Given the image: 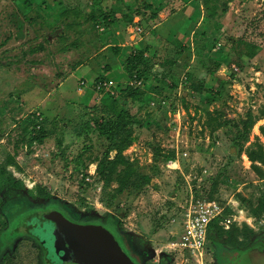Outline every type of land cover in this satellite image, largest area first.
I'll list each match as a JSON object with an SVG mask.
<instances>
[{
	"label": "rangeland",
	"instance_id": "1",
	"mask_svg": "<svg viewBox=\"0 0 264 264\" xmlns=\"http://www.w3.org/2000/svg\"><path fill=\"white\" fill-rule=\"evenodd\" d=\"M138 2L0 0V264H45L34 238L3 237L25 213L48 209L97 231L134 264H160L154 250L173 240L178 226L170 216L191 196L217 198L237 220L214 231L221 252L214 264L255 238L264 241V0H191L203 17L176 20L170 40H182L171 41L170 51L169 38L159 37L157 56L145 55L150 68L131 71L127 58L146 52L153 32L170 25H138ZM169 3V10L182 4ZM74 9L89 19L65 13ZM72 21L80 25L71 28ZM134 72H145L141 102L122 104L135 92ZM104 78L110 86L100 91ZM108 90L142 122L123 152L128 162L114 168L116 140L95 127ZM31 116L47 130L43 143L21 140L33 136L32 124L25 131ZM107 231L122 239L124 252Z\"/></svg>",
	"mask_w": 264,
	"mask_h": 264
},
{
	"label": "trees",
	"instance_id": "2",
	"mask_svg": "<svg viewBox=\"0 0 264 264\" xmlns=\"http://www.w3.org/2000/svg\"><path fill=\"white\" fill-rule=\"evenodd\" d=\"M206 1V4L209 5V2ZM215 1H219V0H215ZM210 7V6H208ZM212 7V6H211ZM217 7H214V9ZM213 9V8H212ZM116 10H114L113 8L110 10V14L109 16L113 15L115 16V14H117L115 12ZM223 12L226 13L227 9H223ZM66 14L69 13H73V14H77L78 16H83L86 17L85 14H83L80 10H71V11H67L65 12ZM216 11L214 10L209 16L213 17L215 16ZM90 17V16H89ZM91 18V17H90ZM130 19V17H127ZM89 18L86 17L85 20H88ZM132 21V18L129 20ZM128 21V22H129ZM98 22V20H97ZM69 24H67L69 27H73L75 24L76 25H80L79 22L75 23L74 21L72 22H68ZM111 22L108 23V25L110 26ZM149 46L146 47L145 51L149 50ZM64 50L68 49V48H62ZM145 52L142 50L136 51L135 53L131 54L128 58H127V67H131V71L136 70V68L139 66H144V67H148L150 68L149 65H151L149 62H147V58H145ZM150 57V56H149ZM152 57V56H151ZM109 68V67H108ZM163 69H165L164 67H162ZM145 72H134L132 73V75L130 76L131 80H141L143 79L142 75H144ZM104 80H106L104 78ZM97 86V85H96ZM129 88V87H128ZM130 88H133L135 90V92L133 94H129L127 97H124L123 102H121L122 104H126L127 105V99H131L135 102H141V94H143V92H139V89H141L140 85L135 84H131ZM125 92V91H124ZM122 92V93H124ZM108 97L105 100V103L103 104V112H104V116L102 117L101 121H97L95 124V127L97 128V130L101 133L102 136H106V137H110L116 140V143L113 145V149L116 150V156L113 160H110L109 164L110 166H112L113 168L116 167L118 164H123L128 162L126 156H124L123 152L129 148L135 141L136 139V135H137V131L136 128L137 127H141L142 126V122L140 120H136L135 115L132 113L131 109L129 108V106H127L126 108L124 107H119L117 105L118 100L115 98V94L111 93V92H107ZM140 94V95H139ZM29 126L27 128H25V131H27V129L30 127V124L33 125V136L29 139H26V135L22 136L21 140L25 141L27 144L32 145L34 142H38V143H43L44 139L48 137L47 134V130H45V128H43L41 126V121H39V116H31V119H29ZM253 124V119H251V123ZM39 127V128H38ZM250 159L255 161L258 160L257 157H254L251 152H250ZM252 155V156H251ZM261 160H263V158H261ZM20 188L24 187L23 182H18L17 183ZM37 192V188L29 190L28 193H30V195H32L33 197L36 196V192ZM40 194L41 196H49V192H44L40 190ZM54 212H56L57 214H60L64 217H66V215H64L63 213H61L60 211H58V209H51ZM258 210L259 211H264V202H262L259 206H258ZM77 224V223H76ZM17 222H15V224H13V227H11L8 231V234L3 237V242L7 243L9 240H11V238L13 239V237L15 236V233L17 232ZM105 229L108 230V228L104 227ZM23 229V228H22ZM110 231V230H109ZM111 234V233H110ZM222 234V233H221ZM220 234V235H221ZM112 235V234H111ZM223 235V234H222ZM113 238L117 241L118 245H120L121 243L119 242V238L116 235H112ZM3 243V246H4ZM240 244V243H237ZM121 247V245H120ZM119 247V248H120ZM122 249V247H121ZM123 250V249H122Z\"/></svg>",
	"mask_w": 264,
	"mask_h": 264
},
{
	"label": "water",
	"instance_id": "3",
	"mask_svg": "<svg viewBox=\"0 0 264 264\" xmlns=\"http://www.w3.org/2000/svg\"><path fill=\"white\" fill-rule=\"evenodd\" d=\"M43 218L45 224L33 234L52 264H134L97 231L72 223L54 211L45 213Z\"/></svg>",
	"mask_w": 264,
	"mask_h": 264
},
{
	"label": "crops",
	"instance_id": "4",
	"mask_svg": "<svg viewBox=\"0 0 264 264\" xmlns=\"http://www.w3.org/2000/svg\"><path fill=\"white\" fill-rule=\"evenodd\" d=\"M138 1H139L138 4L135 3V6L131 5L134 9H137L136 10L137 14L135 16V19H138L137 20V24L138 25H142L143 22L145 23V21H147V20H149L148 22H152V24H153L152 28H157V27L159 28V26H161L162 22H166V23L169 22L170 23V25L167 27L166 31L165 32L163 31L162 34L153 32V37L155 38L153 40H155L154 41L155 45L153 43H151L150 44L151 46H149L150 47L149 50L145 52V54L148 55V57L150 55H154V54H156V56H157L156 52L158 50H160V46L158 45L160 43H158V42H161L158 39L159 37L163 38V40H162L163 42H167V41L170 40L171 37H170L169 33L171 31L169 32V30H170V27L176 22V20L182 19L183 23L184 22L186 23V21H190L191 22L192 18H195L194 16H192L194 14H198L197 16L199 18H200V16L203 17V15H202L203 12L198 11L195 8L191 7V5H190V1L191 0H180V3H182V4H180L177 9H170L171 13L169 12L170 10H169V8L167 6V3L171 4V3H169L171 0H169V1L168 0H138ZM140 2L142 3V12L139 10L140 9V7H139ZM202 7H204V6L202 5ZM174 8H176V7H174ZM199 12L201 14H199ZM201 22H202V19L199 22V26L201 25ZM164 34H166V35H164ZM182 35H183L182 38H184L186 36L185 33H183ZM106 37L107 36H105V38ZM168 38H169V40H168ZM186 38H188V35L186 36ZM107 40H108V38H107ZM175 40H180L181 41L182 39L179 38V36L177 35L175 39L173 38V40H170L169 42H167L166 44L168 45V48H170V51H171V49L172 50L174 49V47H173L174 45H177L175 42L171 43V41H175ZM103 49H104V47H103ZM180 51H181L180 55H183L186 52L185 49H182ZM103 55H104V58H103L104 61H107V60H105L106 59L105 57H107V59H109V61L112 62V59H113L112 54L108 55L106 52H103ZM109 66L112 67V65H109ZM109 66H107V67H109ZM170 68L169 67L166 68L167 72L170 71ZM215 199H217V198H215ZM225 217H228L226 215V213L222 217L223 224H221V217H220L218 220L214 221L213 224L210 225L209 234H208V241H207V246H206L207 254L205 255L206 261L208 262V264H214V262L215 263L218 262L217 258L220 256L221 252H219V248L216 246L215 241H213V234H214V231L215 230H219L220 227H223V229L226 228V226L224 224V222L226 220ZM181 220H182V217H181V214H180V207H179V210L176 209V212H174V214H172L170 216V221L172 223V226L173 227L174 226L175 227L178 226L177 227L178 232L173 234V236H174L173 240L171 242H169L168 244H166L167 246L165 248H163L162 250H160V249L159 250H154L155 251L154 253H156V255H157L156 256L157 259H158L157 261L160 264H167L166 262H168V260H169V258L167 256H171V255L174 256V262L176 264H180V263H178L179 262V258L181 259V263H182V257L176 251H173L171 249L172 243L176 242V240H178V238L182 234V228L183 227H182V221ZM234 223H232L230 225V227H232V225ZM234 253H237V251L233 252V253L226 254V256L224 255V257L222 258V263L221 264L225 263L231 256H233ZM241 260H242V258H241Z\"/></svg>",
	"mask_w": 264,
	"mask_h": 264
},
{
	"label": "built area",
	"instance_id": "5",
	"mask_svg": "<svg viewBox=\"0 0 264 264\" xmlns=\"http://www.w3.org/2000/svg\"><path fill=\"white\" fill-rule=\"evenodd\" d=\"M141 84V80H135L133 84ZM110 84L101 80L97 89L105 90ZM107 92H110L109 90ZM113 93V91L111 92ZM226 206L220 200H200L192 197L180 205L182 217V234L172 243L171 249L182 257L181 264H208L205 255L207 254V241L210 225L225 215ZM225 226L229 228L236 221L235 217H225Z\"/></svg>",
	"mask_w": 264,
	"mask_h": 264
},
{
	"label": "flooded vegetation",
	"instance_id": "6",
	"mask_svg": "<svg viewBox=\"0 0 264 264\" xmlns=\"http://www.w3.org/2000/svg\"><path fill=\"white\" fill-rule=\"evenodd\" d=\"M47 211H53L51 209H48ZM64 214V213H63ZM44 213L40 214L39 212H34V214L31 212V214L25 213L24 214V219L18 224L17 226V232L15 233L16 235H27L36 240V242L39 244L41 249L43 250V257H44V263L45 264H52L49 262L46 258V253L44 247L41 245L38 237H36L33 232L36 231L37 229H40L43 223L45 224L44 220ZM66 215V214H64ZM23 216V215H22ZM34 217H37V222H33L32 219ZM66 217L70 222L74 223L73 220H71L67 215ZM28 220V222H27ZM79 225V224H78ZM106 227V226H105ZM23 228V229H22ZM109 229V227H106ZM119 242L122 239L118 236ZM121 245V244H120ZM122 247V245H121ZM123 251L125 250L124 247H122ZM245 255V259L242 258V256ZM132 258V257H131ZM242 258V260H241ZM136 262L134 258H132ZM223 264H264V241L263 240H257V238L254 239L253 243L245 249H242L238 251L237 253H234L233 256H231L225 263Z\"/></svg>",
	"mask_w": 264,
	"mask_h": 264
}]
</instances>
